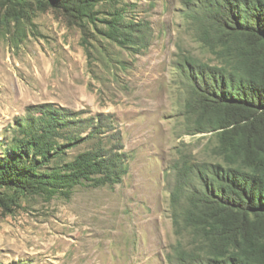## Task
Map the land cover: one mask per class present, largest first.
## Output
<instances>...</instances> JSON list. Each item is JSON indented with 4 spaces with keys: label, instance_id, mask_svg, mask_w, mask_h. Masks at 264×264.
Listing matches in <instances>:
<instances>
[{
    "label": "rangeland",
    "instance_id": "obj_1",
    "mask_svg": "<svg viewBox=\"0 0 264 264\" xmlns=\"http://www.w3.org/2000/svg\"><path fill=\"white\" fill-rule=\"evenodd\" d=\"M117 4L150 26L146 49L107 36L105 3L91 22L36 0H0V163L19 125L45 104L80 118L112 115L130 157L121 183L83 184L69 198L1 186L0 264H171L179 237L166 170L182 145L199 159L212 147L211 133L189 132L180 68L188 58L216 64V56L199 0ZM116 130L78 132L65 159L101 139L110 145Z\"/></svg>",
    "mask_w": 264,
    "mask_h": 264
},
{
    "label": "trees",
    "instance_id": "obj_2",
    "mask_svg": "<svg viewBox=\"0 0 264 264\" xmlns=\"http://www.w3.org/2000/svg\"><path fill=\"white\" fill-rule=\"evenodd\" d=\"M91 22L99 4L107 36L125 47L146 49L150 26L128 20L119 0H36ZM217 63L188 58L180 68L192 134L211 133L210 159L183 145L165 173L175 233L171 264H264V0H199ZM88 137L116 130L113 116L80 118L53 104L40 105L19 125L0 187L21 188L51 199L69 198L83 184L121 183L129 169L122 135L95 143L66 160L78 132ZM106 133V132H105ZM81 134V133H80ZM80 138V137H79Z\"/></svg>",
    "mask_w": 264,
    "mask_h": 264
}]
</instances>
